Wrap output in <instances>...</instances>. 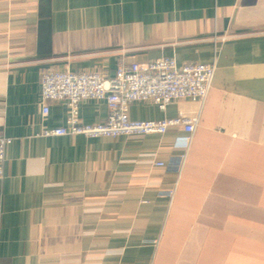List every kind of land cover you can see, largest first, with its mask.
<instances>
[{
  "label": "crops",
  "instance_id": "0c3cea01",
  "mask_svg": "<svg viewBox=\"0 0 264 264\" xmlns=\"http://www.w3.org/2000/svg\"><path fill=\"white\" fill-rule=\"evenodd\" d=\"M214 62L200 105L134 102L130 120L199 113L164 135L42 137L41 70ZM103 101L79 105L103 122ZM0 264H264V0H0ZM161 162L163 167L155 164Z\"/></svg>",
  "mask_w": 264,
  "mask_h": 264
},
{
  "label": "built area",
  "instance_id": "2783aa9c",
  "mask_svg": "<svg viewBox=\"0 0 264 264\" xmlns=\"http://www.w3.org/2000/svg\"><path fill=\"white\" fill-rule=\"evenodd\" d=\"M216 65L186 63L177 65L173 57H162L144 63L119 62L112 78L98 72H70L41 70V115L49 112V104L62 102L67 108L64 127L43 129L40 136H83L85 138H115L118 136L164 135L180 130L185 146L193 137L199 122V113L179 115L171 119L130 120L128 110L134 102H148L164 110L180 100L204 104L212 86ZM87 100L103 101L107 116L103 122L82 124L79 105ZM11 139L0 136V179L6 148ZM157 167L164 164L158 162Z\"/></svg>",
  "mask_w": 264,
  "mask_h": 264
}]
</instances>
